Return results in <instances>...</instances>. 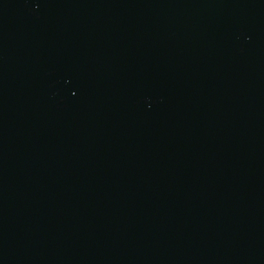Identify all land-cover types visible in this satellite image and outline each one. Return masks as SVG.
I'll return each mask as SVG.
<instances>
[{
    "label": "water",
    "instance_id": "water-1",
    "mask_svg": "<svg viewBox=\"0 0 264 264\" xmlns=\"http://www.w3.org/2000/svg\"><path fill=\"white\" fill-rule=\"evenodd\" d=\"M0 264H264V0H0Z\"/></svg>",
    "mask_w": 264,
    "mask_h": 264
}]
</instances>
